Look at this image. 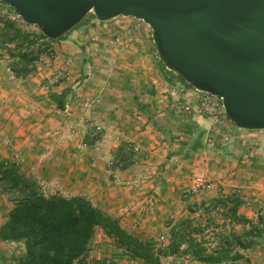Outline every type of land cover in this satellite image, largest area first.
<instances>
[{
	"label": "rangeland",
	"instance_id": "374dc122",
	"mask_svg": "<svg viewBox=\"0 0 264 264\" xmlns=\"http://www.w3.org/2000/svg\"><path fill=\"white\" fill-rule=\"evenodd\" d=\"M4 11L11 17L15 16L9 5L0 2V19L4 18ZM13 22L37 37L42 33L37 26ZM32 50L40 53V59L33 72L22 79L12 73V59L6 49H0V117L10 116L9 120L13 122L10 123L12 129H6L4 124L7 121L2 120L4 124L0 126V137L8 136V139L0 140V160L13 164L21 174L37 182L40 193L46 196L61 195L59 185L53 182L55 175H43L37 166L43 148L53 147V143L44 144L42 141L45 138L53 140L51 136L56 131L53 127L45 131L42 118L76 120L72 128L59 130L67 136L80 132L78 126L84 122L83 118L95 122L87 142L91 147L103 139L104 126L107 127L111 122L119 123L123 129L129 127L132 131L139 127V133L146 122L150 125L149 135L153 136L154 141L158 142L157 148L161 149L162 158L158 160L162 163L159 167L165 169L169 166L164 171L171 173L173 170L182 172V187L176 189L175 196L172 194L168 197V193H165L167 190L159 191L162 199L177 203H167L165 222L171 225L175 221L180 225L190 221L192 236H197L195 238L202 244L206 242L204 234L209 235L210 239L218 237V232L226 236L224 231L229 230L223 228L217 231L219 227L211 222L213 218H196L191 213V207L204 200H212V193H197L192 199H184L185 191L197 175H206L220 186L223 185L225 193L233 188H241L248 198L244 206L252 208L255 222L259 221V213L264 211V205L256 206L254 200L264 202V130H241L227 115L211 114L201 109L202 92L190 88L172 71L171 77L182 82L186 90L181 85L171 89L168 86L171 81L163 73L166 66L159 57L152 28L148 24L127 17L100 22L92 11L66 36L58 40L38 38ZM60 74L66 79L57 83ZM152 89L155 90L154 95L151 94ZM167 94H170L168 107L167 101L162 103ZM54 96H64V109L67 112H59ZM216 101L219 102L213 99V102ZM152 105V110L146 108ZM113 116L117 121L111 119ZM21 120L24 123L19 125ZM134 121L137 127H131ZM173 133L181 136L177 140L173 139ZM183 133L189 134V138L180 140ZM10 135L23 139L26 150L19 151L16 147L20 148L21 141H13ZM138 144L142 146L140 142ZM14 197L0 188V216L10 206H14ZM170 206L177 209L172 216L179 212L177 217H171ZM185 213L188 215H183ZM247 226L252 229L251 224ZM97 240L100 238L97 237ZM151 241L163 247L159 237H153ZM211 242L215 244V240ZM2 251L5 255H11V252L20 255L17 253L19 247H6ZM112 256L115 253L112 252ZM112 256L106 259L110 261L107 264H115ZM8 259L11 264L10 257ZM93 260L83 264H94ZM263 262V258L255 260V264Z\"/></svg>",
	"mask_w": 264,
	"mask_h": 264
},
{
	"label": "water",
	"instance_id": "95a60500",
	"mask_svg": "<svg viewBox=\"0 0 264 264\" xmlns=\"http://www.w3.org/2000/svg\"><path fill=\"white\" fill-rule=\"evenodd\" d=\"M58 40L94 12L148 24L163 64L220 97L239 129L264 130V0H0Z\"/></svg>",
	"mask_w": 264,
	"mask_h": 264
},
{
	"label": "crops",
	"instance_id": "0c3cea01",
	"mask_svg": "<svg viewBox=\"0 0 264 264\" xmlns=\"http://www.w3.org/2000/svg\"><path fill=\"white\" fill-rule=\"evenodd\" d=\"M163 73L171 80L168 85L171 89L181 85V87L186 90L182 82H179L177 78L174 79L171 77L167 69L163 70ZM151 94H155L154 89L151 90ZM169 97L170 94H167L162 100V103L167 101V107L168 103H170ZM172 106L174 105L172 104ZM146 108L152 110L154 105L151 107L146 106ZM169 108L172 109L170 105ZM59 112L65 113L67 110L60 109ZM114 113L116 114V111H114ZM6 117H0V126L4 124L2 120H6L7 122L4 126H6V129H12L10 123L13 124V122L9 120L11 117ZM111 119L117 121L115 116ZM111 119L109 121H112ZM68 120L69 121H67L66 118H62V120L52 118L46 119V116L42 118L41 121L44 130L46 129L45 131H48L53 127L57 133L54 132L51 136L53 140H46L45 138V141H42L44 144L53 143V147L43 148L41 156H38L39 164H37V166L41 173L43 175L52 173L55 175V181L53 182L59 185L60 194L62 196L68 198L84 197L88 199L96 208L118 219L124 229L135 234L142 240H152L153 237H159V240L161 237L169 238L172 227L177 224L175 221L171 225L165 222L164 217L168 207L166 205L170 201L173 205L176 202H172V200L165 201L159 196V191L162 189L167 190L168 192L165 193H168V197L172 194L175 196L177 193L176 189L182 187V172L173 170L171 173L168 170L164 171L165 169H169V166L165 167V169L162 166L159 167V164L162 163V161L158 160V158H162L160 154L161 149L157 148L156 144L158 142L154 141L153 136L149 135L150 125L146 122L142 124L143 127L140 128L141 133H139V127L135 124L136 121L131 124V127H137L134 128L133 131L130 130L129 127L123 129L119 123L111 122L107 127L106 125L104 126L105 132L102 134L103 137H101L103 139H100L99 143L91 147L87 145V142H89L88 137L91 136V127L96 123L83 118L84 122L78 126L79 129L78 127L76 128L80 132L67 136L66 133H60L61 131L59 132V130H64L66 127H69V129L73 127L72 125L76 120L72 118ZM21 123H24V120H21L19 125ZM187 135L189 134L183 133V137H181L180 140L189 138ZM10 136L13 137V141H21L20 148L16 147L19 151L26 150L25 143L22 142L23 139L17 135ZM46 136L47 135H44L43 137ZM179 136H181L179 133L172 134L173 139L176 140L179 139ZM3 139L7 140L8 136H4V138L0 137V140ZM139 142L142 144V150L144 151L141 154L143 157L140 158L135 165L119 172L116 176H111L106 168L107 161L112 157H119L123 149L129 144H138ZM52 158L53 161L51 160ZM165 161H167V159ZM263 193L264 188L262 194ZM155 195H158V197ZM210 197V199H212L211 201H221L217 193H212ZM254 202L256 206L259 207L264 205V202H261L259 199L254 200ZM179 206L180 205H178V207ZM170 207L172 208V211H170L171 217H177L179 212H176L175 215L172 216V213L177 209L174 206ZM12 208L13 206H10L9 210L0 216V226L6 221ZM230 208L231 205H228L227 212L223 215L209 216V218H213L211 222H214V225L219 227L217 231L223 228L229 231H224L226 236H223V234L219 232L216 233L219 238L215 237L210 239L209 235H203L205 236L204 240L206 242L202 245L207 249L208 253L217 254L223 248H227L222 238L229 237L230 235L243 236L250 232V227H248L247 224H257L254 219L255 212L253 209L242 205L238 208L237 213L250 223H242L244 224L242 226L241 224L237 226H228L224 222V218L227 213H229L228 211ZM183 215L186 216L188 214L185 213ZM206 232L208 233V231ZM231 236L230 240L232 242ZM97 237H99L100 240H97ZM213 240H215V244H212L211 241ZM169 242L170 240L162 245L168 246ZM6 247H19L20 251L17 253L20 255L14 252H11V255H5L2 250ZM107 247L113 249V251L108 250ZM181 250L182 251L177 255L163 257L161 264H255L256 258L259 259V261L261 258L264 260V234L255 237L251 246L247 249L237 247L236 243L231 244L229 248V257L216 263L197 261L188 253L186 244L182 245ZM111 251L115 253V256H112ZM24 252L25 246L21 243L0 242V264H9L10 261H8V257L11 259V264H16V260L21 257ZM236 254H241L242 258L234 260L233 256ZM12 255L14 256L12 257ZM111 256L115 264H144L142 261L133 260L125 255L123 251L117 248L113 241L105 235L102 229H98L92 241L90 253L83 263L94 259L92 261L94 264H107L110 261L106 259Z\"/></svg>",
	"mask_w": 264,
	"mask_h": 264
},
{
	"label": "trees",
	"instance_id": "16d2710c",
	"mask_svg": "<svg viewBox=\"0 0 264 264\" xmlns=\"http://www.w3.org/2000/svg\"><path fill=\"white\" fill-rule=\"evenodd\" d=\"M3 17L0 19V49H6L12 59L10 69L14 76L24 79L33 72L40 59V53L32 47L38 38H48L43 33L37 37L18 27L8 16ZM164 77L171 81L165 74ZM54 98L58 107L64 109V96ZM0 188L15 196L14 206L0 226V242L25 246V252L16 264H83L98 229H102L125 255L144 264H161L163 257L179 254L184 244L197 261L216 263L229 257L231 244L247 249L255 237L264 234L259 225H252L250 232L243 236L230 235L232 242L230 236L223 238L227 248L214 254L208 253L202 243L192 236L191 222L186 221L172 227L168 246L158 247L153 241H144L128 232L118 219L96 208L84 197L40 193L37 182L21 174L13 164L1 160ZM231 205L229 214L235 221L250 223L237 213L241 202L232 200ZM233 258L238 260L242 255L236 254Z\"/></svg>",
	"mask_w": 264,
	"mask_h": 264
},
{
	"label": "built area",
	"instance_id": "2783aa9c",
	"mask_svg": "<svg viewBox=\"0 0 264 264\" xmlns=\"http://www.w3.org/2000/svg\"><path fill=\"white\" fill-rule=\"evenodd\" d=\"M7 13L8 12L4 11L2 12V15H9ZM14 14V17H11L10 15L8 16L12 21L24 22L23 19L17 13ZM57 79L58 80H56V82L58 83L59 81L64 80L66 78L65 76L61 75L60 78ZM202 94L203 97L201 109L209 111L211 114L227 115L223 100L220 97L212 96L208 93ZM213 99H217L219 102H213ZM97 129L98 131L101 130V128ZM142 152L143 150L140 144H129L123 149L122 154L119 157H112L110 160H108V162L106 163L107 171L111 176H116L117 172H121L136 164ZM220 185L208 178L206 175H197L192 179L190 187L185 191L184 194L185 201L188 199H192L195 195H197V193H217L221 198V201L204 200V202L200 203L199 205L191 207V213L194 217H209L211 215H219L225 213L227 212V206L231 205L232 200H237L243 205L247 204L248 198L246 197L245 192L241 188H233L232 191L225 193V190H223L224 186ZM224 222L228 226H237L240 224L239 222L235 221L234 218L228 213L224 218ZM257 225H259V230L264 229V211L259 213V221L257 222ZM169 240L170 237L160 238V241L162 243H165Z\"/></svg>",
	"mask_w": 264,
	"mask_h": 264
}]
</instances>
